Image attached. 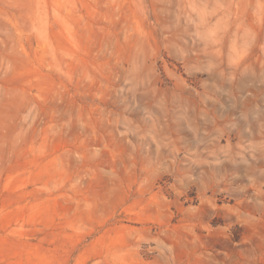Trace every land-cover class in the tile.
I'll return each mask as SVG.
<instances>
[{
  "label": "rangeland",
  "instance_id": "374dc122",
  "mask_svg": "<svg viewBox=\"0 0 264 264\" xmlns=\"http://www.w3.org/2000/svg\"><path fill=\"white\" fill-rule=\"evenodd\" d=\"M0 264H264V0H0Z\"/></svg>",
  "mask_w": 264,
  "mask_h": 264
}]
</instances>
